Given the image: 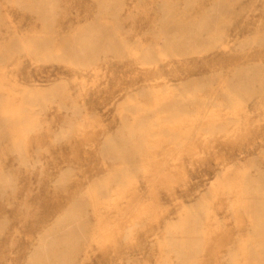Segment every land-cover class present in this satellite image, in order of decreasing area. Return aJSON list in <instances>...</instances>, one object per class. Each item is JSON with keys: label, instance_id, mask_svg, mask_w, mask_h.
Segmentation results:
<instances>
[{"label": "rangeland", "instance_id": "374dc122", "mask_svg": "<svg viewBox=\"0 0 264 264\" xmlns=\"http://www.w3.org/2000/svg\"><path fill=\"white\" fill-rule=\"evenodd\" d=\"M217 1L124 0L119 21L130 42L133 31L152 45L163 14L198 22ZM37 2L0 0V45L13 37L29 39L47 29L43 24L52 23L54 53L79 28L112 21L99 15L100 0H56L53 18L19 7ZM223 7L225 15L214 20L228 23L223 43L202 54L169 57L151 67L131 54H101L90 66H81L24 51L0 64L5 110L23 112L31 94L50 97L44 108L33 109L31 128L15 127L0 145V168L15 184L5 192L0 189V264H33L43 238L68 208L114 173L124 176V163L102 151L121 131L125 148L130 146L127 128L139 116L129 110L133 101L142 117H161L163 122L144 127L143 147L131 161L133 175L122 187L112 184L108 194H116L114 203L107 198L89 205L86 239L68 264H177L173 254L166 258L169 228L181 225L199 207L203 250L197 264H226L230 252L245 245L254 227L244 207L251 197L245 184L264 175V89L257 84L239 102L228 104L223 82L255 66L264 76V43L244 44L264 37V0H226ZM207 79L213 82L185 103L186 114L173 115L176 121L169 125L163 118L171 116L162 112L172 109L173 98L159 104L165 93ZM74 118L79 124L66 131ZM16 119L24 124V113L20 118L15 113ZM17 140L25 162L12 151ZM134 140L140 143L138 134ZM175 230L181 239L182 228Z\"/></svg>", "mask_w": 264, "mask_h": 264}, {"label": "bare ground", "instance_id": "6f19581e", "mask_svg": "<svg viewBox=\"0 0 264 264\" xmlns=\"http://www.w3.org/2000/svg\"><path fill=\"white\" fill-rule=\"evenodd\" d=\"M100 1L102 5L99 15L103 17L109 15L112 21H95L79 28L72 33V37L65 38L61 47L56 49L54 53L52 51L55 46V39L52 36L49 37V35H52V33L50 34V28L54 24H43L47 29H44L41 33L34 34L29 39L13 37L6 45H0V64L12 58L14 54L25 51L28 54H35L38 58L58 59L67 64L81 66H90L95 60L99 59L101 54H115L118 58L124 57L125 54H131L141 65L151 67L169 57L202 54L216 47H221L228 25L222 20L214 21L216 17L219 18L225 15L223 5L226 0H219L212 6L209 14L198 22L177 20L178 17L172 13H165L162 15V21L158 24L157 31L153 33L155 42L152 45L146 44L144 39L132 34L133 31L131 32L133 39L131 43V38L123 33L122 25L119 21L118 12L124 0ZM55 2L56 0H38L37 5L34 7H26L21 3H19V7L37 11L42 10L45 12L42 14L43 17L53 18V11L56 9ZM173 9L174 6H172L171 11ZM263 43L264 37H259L251 38L244 44L263 45ZM258 68L255 66L239 70L235 72L233 77L223 82V97L226 103L239 102L243 93L251 91L257 84L264 89V76L259 75ZM211 82H213L211 79L202 80L193 86H184L176 92L172 90L166 92V96L159 104L163 103L168 97L173 98L172 109L162 112L169 114L171 117L162 118L171 125L176 121L173 115L186 114L185 103L196 100L198 98L197 92ZM192 90L193 92H191ZM49 99V96L31 94L25 101V110L23 112H14L13 110H5L3 100L0 98V145L4 138L10 136L11 130L15 127L22 130L31 128L33 123H35L31 118L33 109L36 107L44 108ZM129 106L131 112L139 114L134 121L135 123L128 128L125 126L129 130L130 146L125 148L127 144L124 142L123 131H121L120 135L112 137L106 142L102 151L104 157L115 161L120 160L124 163L125 168H122L124 176L114 173L103 182L98 183L87 196L85 195L68 208L64 217L51 229V233L43 238L41 247L32 259L33 264H68L80 243L86 239L87 224L84 220V215L87 213L89 205L94 203L102 204V201L107 199L108 194L111 193L112 184L115 183L117 187H122L125 178L133 175L131 161L133 155L140 152V147H143L145 139L144 127L159 125L163 120H161V117L155 120L142 117L140 113L136 112L139 106L134 101ZM15 113L18 118L24 113V124L19 125L18 119L13 120ZM73 113L77 116L79 111L75 110ZM77 124H79L78 119H71L69 126L65 130H72ZM136 134H138V140H140L139 144L135 140L133 141ZM65 135V133H62L60 137H65ZM22 150L20 141L17 140L12 144V151L17 153L19 157H23L22 159L25 162L27 160H24ZM65 180L66 177L63 176L61 183L65 182ZM14 186L11 176L0 168V189L2 192H5L8 187L13 188ZM245 191L251 195L244 207L250 214L251 219H253L254 227L250 236L244 240L245 245L230 252L229 261L226 264H264V175L245 184ZM122 194L123 191H119L117 198L120 199ZM112 196L108 198L111 203L115 200L111 198ZM202 210L203 208L199 207L197 210L190 211L188 217L184 219L181 225L169 228L165 245L166 258L169 259L173 254L177 259V264H197L198 255L203 250L200 238V235L203 234ZM177 228H182L184 233L179 240L173 234ZM162 263L171 264L166 261Z\"/></svg>", "mask_w": 264, "mask_h": 264}]
</instances>
